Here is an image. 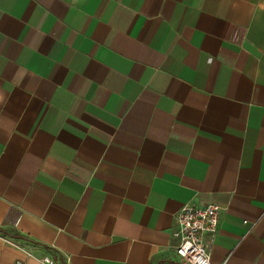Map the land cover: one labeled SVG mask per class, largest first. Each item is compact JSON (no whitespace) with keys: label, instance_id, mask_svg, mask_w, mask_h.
<instances>
[{"label":"crops","instance_id":"crops-1","mask_svg":"<svg viewBox=\"0 0 264 264\" xmlns=\"http://www.w3.org/2000/svg\"><path fill=\"white\" fill-rule=\"evenodd\" d=\"M264 264V0H0V264Z\"/></svg>","mask_w":264,"mask_h":264},{"label":"built area","instance_id":"built-area-1","mask_svg":"<svg viewBox=\"0 0 264 264\" xmlns=\"http://www.w3.org/2000/svg\"><path fill=\"white\" fill-rule=\"evenodd\" d=\"M221 208L210 204L202 208L184 206L176 218L177 231L172 236L178 241L175 255L185 264H211L209 253L203 243L205 235L215 236L219 226ZM15 264H22L15 262ZM40 264H55L43 258Z\"/></svg>","mask_w":264,"mask_h":264}]
</instances>
